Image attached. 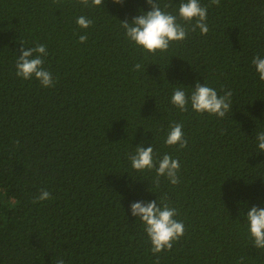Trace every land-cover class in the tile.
I'll return each mask as SVG.
<instances>
[{"label":"trees","instance_id":"obj_1","mask_svg":"<svg viewBox=\"0 0 264 264\" xmlns=\"http://www.w3.org/2000/svg\"><path fill=\"white\" fill-rule=\"evenodd\" d=\"M158 2L176 15L182 0ZM151 10L147 0H0V264H264L245 218L264 208V81L252 64L264 58V0H220L207 34L185 24L187 38L154 55L120 22ZM80 16L93 24L80 28ZM21 42L46 46L54 86L17 77ZM196 82L231 91L232 110L171 104L174 88L190 94ZM174 122L186 148L164 143ZM140 145L177 159L179 184L156 187L154 170H134ZM41 189L51 198L34 203ZM164 197L185 231L153 255L130 205Z\"/></svg>","mask_w":264,"mask_h":264},{"label":"clouds","instance_id":"obj_2","mask_svg":"<svg viewBox=\"0 0 264 264\" xmlns=\"http://www.w3.org/2000/svg\"><path fill=\"white\" fill-rule=\"evenodd\" d=\"M76 2L84 7H89L102 6L104 0H76ZM113 2L121 4L123 0H113ZM147 3L151 6V11L134 17L131 23L120 22L129 42L154 55L158 51H167L172 42L185 40L188 35L185 24L191 25V31L199 29L202 35L207 34V8L211 5L219 6L220 0H210L208 6H202L200 0H182L176 15L162 10L158 0H147ZM168 6L165 4L164 8ZM178 17L180 21L184 22L183 24L178 22ZM193 21H195L194 24ZM76 23L80 28L87 29L93 24V21L85 16H80ZM86 41V35L79 37L80 43ZM21 45L19 49L21 54L15 64L17 77L25 80L34 77L45 88L54 86L51 72L43 67L44 57L48 55L46 46L37 44L32 48H25L23 42ZM252 64L259 79L264 81V58L256 56L253 58ZM141 67L139 63L133 66L136 71H139ZM192 89L191 93L187 94L183 88H174L171 104L181 112H187L190 105L191 109L198 114L207 113L218 118L225 117L226 113L232 110L231 91H224L223 95H218L214 88L199 82H196ZM256 140L259 152H264V131L257 133ZM164 143L167 146L178 145L180 149L186 148L188 141L184 138L183 125L175 122L170 124ZM129 159L131 167L138 172L155 171L153 183L156 187H159L161 177L166 178L172 185H177L180 182L178 177L179 161L168 154L154 160L152 145L147 148L142 145L137 146ZM50 198L51 193L41 189L40 194L33 202H42ZM130 209L131 215L138 217L144 224L153 255L171 250L173 243L184 234V224L175 219L177 210L169 206L166 197L161 198L159 203L157 200L147 203L137 201L130 205ZM245 218L253 246L256 249H264V208L253 206ZM58 264H64V260L60 259Z\"/></svg>","mask_w":264,"mask_h":264}]
</instances>
